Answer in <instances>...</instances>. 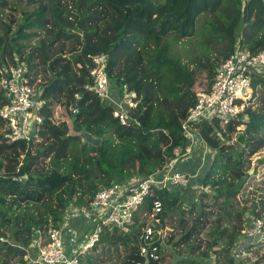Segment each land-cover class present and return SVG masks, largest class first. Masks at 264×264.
Returning <instances> with one entry per match:
<instances>
[{"label":"trees","instance_id":"trees-1","mask_svg":"<svg viewBox=\"0 0 264 264\" xmlns=\"http://www.w3.org/2000/svg\"><path fill=\"white\" fill-rule=\"evenodd\" d=\"M263 9L264 0H0V68L24 61L42 79L45 118L41 139L27 146L11 142L0 115V264H39L34 239L59 228L69 206L153 174L186 146L182 122L196 93L210 90L218 65L239 42L264 49ZM203 16L210 18L209 37L228 43L201 65V78L173 47L196 33ZM99 53L109 54L111 80L129 82L140 94V123L120 124L113 107L85 88ZM252 84L254 98L238 117L199 127L212 158L196 199L188 204L177 197L183 188L152 190L132 223L104 228L80 264H164L172 254L181 257L173 264H263L262 257L251 263V254L264 250V242L252 244L242 234L249 216L264 218V166L253 173L242 168L245 157L261 159L264 152V70L253 73ZM8 102L0 89V110ZM57 107L66 120L56 121ZM236 125L243 128L235 131ZM83 130L101 142L83 143ZM155 200L163 208L148 246L158 247V259L141 253ZM78 218L86 225L73 228L83 241L91 223ZM160 229H169L166 246L157 239Z\"/></svg>","mask_w":264,"mask_h":264},{"label":"built area","instance_id":"built-area-1","mask_svg":"<svg viewBox=\"0 0 264 264\" xmlns=\"http://www.w3.org/2000/svg\"><path fill=\"white\" fill-rule=\"evenodd\" d=\"M236 48L216 68L210 90L196 93L195 103L182 122V130L189 143L183 148H175L174 155L163 168L143 179L133 178L139 180L134 184L129 183L133 179L123 184H113L99 190L87 205L69 206L59 228L52 227L46 235L40 234L34 239L33 246L38 250L34 261L39 264H80L81 255L89 253L99 242L104 228L127 227L132 223L149 192L190 185L195 175L179 171L176 166L179 160L192 155L197 147L202 146L204 154L209 151L207 142L199 134L200 125L205 120L214 119L227 124L232 118L238 117L254 98L253 73L264 70V49L251 50L240 42ZM108 61V53L92 57L91 79L85 88L94 91L103 103L113 107L112 115L120 124L140 123V94L129 82L115 84L111 80L107 71ZM42 84L40 77L31 75L24 61L0 68V89L9 97L0 115L8 123L11 142L24 141L29 146L32 141L41 139L45 119L42 114ZM162 208L161 200H155L150 217L155 218ZM79 216L86 217L91 223L87 238L83 241H79L77 232L72 233L70 228L72 219ZM248 219L249 223L242 229L244 237L252 244L264 242V218L249 216ZM70 234L71 241L68 240ZM154 238L155 229L149 225L142 235L145 244L141 246V253L158 259V247L148 246L154 242ZM261 252L264 250L254 253L257 258H252L251 263L259 260L261 256L258 254ZM262 259L264 264V254Z\"/></svg>","mask_w":264,"mask_h":264},{"label":"rangeland","instance_id":"rangeland-1","mask_svg":"<svg viewBox=\"0 0 264 264\" xmlns=\"http://www.w3.org/2000/svg\"><path fill=\"white\" fill-rule=\"evenodd\" d=\"M264 11V9H263ZM209 17L203 16L201 18H199L198 20V26H197V31L196 33L191 36L188 37L186 39L181 40L179 43L175 44L173 47V53L175 54V56H177L181 61H183V63L189 64L190 67L196 72V74L202 78L203 76V72L201 68V65L206 63L208 61V57L210 56L211 58H213L215 56V54L217 53L218 50L225 48V46L227 45V41L223 42L221 41L220 37H209V30H210V25L208 23L209 21ZM214 19H217L214 17ZM215 34V33H214ZM217 35V34H215ZM55 119L57 122H61L63 120H66V116L64 115V112L62 109H60L59 107L56 108L55 111ZM241 128H243L240 125H236L235 126V131L240 130ZM236 135V134H235ZM234 140H236V136L234 137ZM200 148V147H197ZM195 153H193L192 155L182 158L181 162L179 164H181L182 162L185 161H189L191 163V159L194 158ZM264 156V152L262 154H260V158L262 159ZM257 157L253 160H249L248 157H245L243 164H242V168H244L245 170L250 169V172L255 170L256 166H264V163L261 162ZM11 170L14 171L15 173L18 172L16 166L12 165L11 166ZM185 172V171H183ZM147 223L149 225L153 224V227H155L158 224V221L156 218H149V220L147 221ZM167 228H171V225H166ZM169 233V229H160L157 232V239L160 240L161 242V246H166V238L167 235ZM179 237V235H178ZM202 240H208V237L204 234V236H201ZM204 244V242H203ZM33 246V243H32ZM264 252L259 253V257L263 256ZM192 255V254H191ZM252 258L254 259L256 256H254V253L251 254ZM184 256H189V254H185ZM194 257V255L192 256ZM29 256H25L24 259H28ZM179 257L178 255L172 254L170 256L167 257V259L165 260L164 264H173L176 260H178ZM257 258V257H256ZM206 263L208 264H213L212 260L209 259H203Z\"/></svg>","mask_w":264,"mask_h":264},{"label":"crops","instance_id":"crops-1","mask_svg":"<svg viewBox=\"0 0 264 264\" xmlns=\"http://www.w3.org/2000/svg\"><path fill=\"white\" fill-rule=\"evenodd\" d=\"M194 153L195 156L194 158L191 159V163L189 161H185L179 164L181 162V160H179L176 166L177 170L179 171H185L186 173L195 175L194 178H192L189 186L183 188L180 191H178L179 189L177 188H181V187H176L174 189V190L177 189L176 193L180 194L181 195L180 197H183V199L187 201L188 204L192 203L196 199V194L202 187L201 182H202V177L204 175V171L207 165L210 163V159L212 158L211 149H209L207 154H204V149L202 146H200V148H198ZM137 181L139 180L133 179L129 183L132 185L134 184V182ZM72 225H73L72 227L70 226L72 233L76 231L75 229H77L80 232V230H83V226L86 225L85 218H81V220L79 218L74 219L72 221ZM79 232H77V234L81 235Z\"/></svg>","mask_w":264,"mask_h":264},{"label":"water","instance_id":"water-1","mask_svg":"<svg viewBox=\"0 0 264 264\" xmlns=\"http://www.w3.org/2000/svg\"><path fill=\"white\" fill-rule=\"evenodd\" d=\"M144 113H145V110L143 109L142 110V114H141V116L139 118L140 120H142ZM81 137L83 138V143L90 142V143L98 145L101 142L100 138L94 137L91 133L87 132L86 130H83L81 132ZM253 172H254V170L251 171L250 173H253ZM176 196L180 197L181 195L180 194H176Z\"/></svg>","mask_w":264,"mask_h":264}]
</instances>
